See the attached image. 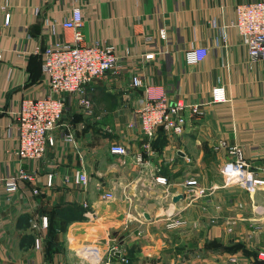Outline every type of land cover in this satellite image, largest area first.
Segmentation results:
<instances>
[{
	"label": "crops",
	"instance_id": "0c3cea01",
	"mask_svg": "<svg viewBox=\"0 0 264 264\" xmlns=\"http://www.w3.org/2000/svg\"><path fill=\"white\" fill-rule=\"evenodd\" d=\"M78 1L85 39L115 47L118 73L89 89L91 110L69 100L61 125L52 131L55 145L42 159L20 160L13 126L19 99L46 93L35 50L50 40H71L72 32L61 27L71 3L0 0V264H104L113 249V264H124L117 250L127 264H257L254 254L264 249V189L222 187L218 168L230 156L225 147L215 148L220 141L236 144L249 163L264 164V60L249 58L236 29L222 38L236 5L256 0ZM5 12L8 25L2 21ZM194 46L207 47L208 54L188 64L185 51ZM150 52L153 58L145 60ZM132 71L153 86V94L169 100L206 103L217 85L230 100L205 105V115L189 118L179 135L157 130L145 149L137 127H127L136 122L144 99L143 88L130 84ZM96 96L107 97L110 108L96 105ZM68 132L72 141L64 138ZM114 143L124 145L127 154L110 153ZM139 153L142 162L136 160ZM19 168L32 172L34 180L6 193L1 178ZM79 168L88 175L86 191L66 181ZM156 176H164L166 184ZM190 178L207 190L217 187L184 196L182 184ZM104 192L113 198L102 199ZM177 194L184 197L173 202ZM169 214L186 223L166 228ZM92 248L98 261L82 255Z\"/></svg>",
	"mask_w": 264,
	"mask_h": 264
},
{
	"label": "built area",
	"instance_id": "2783aa9c",
	"mask_svg": "<svg viewBox=\"0 0 264 264\" xmlns=\"http://www.w3.org/2000/svg\"><path fill=\"white\" fill-rule=\"evenodd\" d=\"M71 8L68 15L61 21L63 30L72 32L71 40H50L42 49L35 52L41 56V72L46 77L47 91L42 96L25 95L19 99L17 110L14 116V129L16 131L15 156L20 159L39 160L42 159L48 148L55 145V137L52 131L61 125L70 99L77 101V104L87 110L92 109V102L89 98V89L101 81L107 75H116L120 67V57L115 47L104 40L85 39L82 31L83 13L78 0H70ZM4 9V7H2ZM236 17L233 21L222 26V38L227 40L228 29L234 28L242 38L251 60H264V0L242 2L236 5ZM3 25L10 22V14L5 12L2 18ZM159 36L164 38L166 30L161 28ZM208 54L207 47L194 46L185 51V60L188 64H197L203 61ZM152 52L145 53V60L152 59ZM2 52L0 50V61ZM130 84L137 88H143V102L136 108V122H129L128 128L137 127L144 138L142 147L150 148V142L159 127L172 135L183 133L184 127L189 118H201L205 115V105L211 103L226 102L230 100L222 85L214 86L210 91V98L206 103L187 102L182 97L173 100L164 94H153V86L144 83L141 75L132 71ZM64 138L72 141V133H65ZM225 147L230 159L223 162L218 172L221 179V186H239L253 193L258 189H264V164L252 165L249 163L236 144L219 142L215 148ZM109 152L117 155L127 154V148L119 143L109 146ZM138 162H142V154L136 156ZM34 174L25 169L19 168L13 174L1 178L6 193H14L22 182L33 181ZM66 181L71 182L81 191L88 188V175L84 169H77ZM155 181L165 185L164 176H156ZM53 184V175L48 174L46 186ZM185 188L184 196L198 197L204 195L205 188L198 184L196 178H190L183 182ZM217 186L212 185L208 192H212ZM38 193V189H33ZM167 192V190H166ZM183 196V197H184ZM102 199L113 198V193L104 192ZM86 206V203L84 204ZM166 228L174 229L186 223L185 219L167 215ZM42 225L47 226V217H42ZM40 246L39 239H35V247ZM116 250L113 249L112 252ZM120 261L128 263V259L120 250ZM93 262L98 261L97 252L92 248L85 250L82 255ZM111 254L106 255L104 264H113ZM255 259L264 262V249L258 250ZM236 262L235 259H231Z\"/></svg>",
	"mask_w": 264,
	"mask_h": 264
},
{
	"label": "trees",
	"instance_id": "16d2710c",
	"mask_svg": "<svg viewBox=\"0 0 264 264\" xmlns=\"http://www.w3.org/2000/svg\"><path fill=\"white\" fill-rule=\"evenodd\" d=\"M107 97L105 98V97H98V96H96V97H94V101H95V104L96 105H98L99 103H103V109L104 110H107V109H109L110 108V106L107 104ZM95 105V106H96ZM96 111L97 112H100V109H96ZM158 131L160 130V132H164L163 131V128L162 127H159L158 129H157ZM157 132V131H156ZM255 255V254H254Z\"/></svg>",
	"mask_w": 264,
	"mask_h": 264
},
{
	"label": "water",
	"instance_id": "95a60500",
	"mask_svg": "<svg viewBox=\"0 0 264 264\" xmlns=\"http://www.w3.org/2000/svg\"><path fill=\"white\" fill-rule=\"evenodd\" d=\"M181 199H183V195H182V194H177V195L173 196L172 201H173V202H178V201H180ZM144 217H145L147 220L150 219V216L148 215V213H144ZM255 262H256L257 264H263V263H264L262 260H258V259H255Z\"/></svg>",
	"mask_w": 264,
	"mask_h": 264
},
{
	"label": "rangeland",
	"instance_id": "374dc122",
	"mask_svg": "<svg viewBox=\"0 0 264 264\" xmlns=\"http://www.w3.org/2000/svg\"><path fill=\"white\" fill-rule=\"evenodd\" d=\"M202 187V186H201ZM204 188V187H203ZM206 190H205V192H207L208 190H207V188H205Z\"/></svg>",
	"mask_w": 264,
	"mask_h": 264
}]
</instances>
